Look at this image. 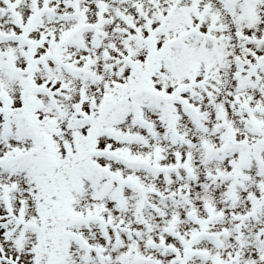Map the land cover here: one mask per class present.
<instances>
[{
	"label": "snow or ice",
	"instance_id": "snow-or-ice-1",
	"mask_svg": "<svg viewBox=\"0 0 264 264\" xmlns=\"http://www.w3.org/2000/svg\"><path fill=\"white\" fill-rule=\"evenodd\" d=\"M0 264H264V0H0Z\"/></svg>",
	"mask_w": 264,
	"mask_h": 264
}]
</instances>
